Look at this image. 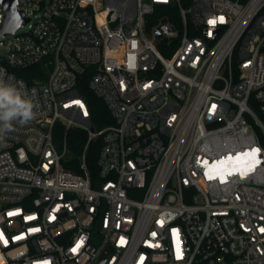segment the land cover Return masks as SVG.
I'll return each mask as SVG.
<instances>
[{
    "label": "built area",
    "instance_id": "1",
    "mask_svg": "<svg viewBox=\"0 0 264 264\" xmlns=\"http://www.w3.org/2000/svg\"><path fill=\"white\" fill-rule=\"evenodd\" d=\"M15 8L0 77L38 107L0 140V264H264V0Z\"/></svg>",
    "mask_w": 264,
    "mask_h": 264
},
{
    "label": "clouds",
    "instance_id": "2",
    "mask_svg": "<svg viewBox=\"0 0 264 264\" xmlns=\"http://www.w3.org/2000/svg\"><path fill=\"white\" fill-rule=\"evenodd\" d=\"M23 89L22 83L17 88L0 77V140L14 130L15 122L24 125L37 116L35 109L38 105ZM32 96H35V89Z\"/></svg>",
    "mask_w": 264,
    "mask_h": 264
},
{
    "label": "trees",
    "instance_id": "3",
    "mask_svg": "<svg viewBox=\"0 0 264 264\" xmlns=\"http://www.w3.org/2000/svg\"><path fill=\"white\" fill-rule=\"evenodd\" d=\"M79 92L84 96L89 105V110L91 114V121L95 129H100L106 124L111 123V117L104 105V103L96 97L86 86L85 82L81 83L78 87ZM63 133V130L60 133ZM67 141L69 147V155H77L80 153L82 146L86 139V133L79 128H70L67 130ZM101 145V140L99 138H95L92 140L87 148L86 152V162L90 168L91 174H95L96 171V157L99 147ZM64 165L70 167L68 163L65 161ZM72 169V167H71Z\"/></svg>",
    "mask_w": 264,
    "mask_h": 264
},
{
    "label": "water",
    "instance_id": "4",
    "mask_svg": "<svg viewBox=\"0 0 264 264\" xmlns=\"http://www.w3.org/2000/svg\"><path fill=\"white\" fill-rule=\"evenodd\" d=\"M0 3L3 5L5 16L3 20V24L0 28V35L3 33H11L17 27L21 26L25 20L20 18L15 5L16 0H0ZM108 252V248H105L100 256L99 262L102 264L105 260L106 254Z\"/></svg>",
    "mask_w": 264,
    "mask_h": 264
},
{
    "label": "snow or ice",
    "instance_id": "5",
    "mask_svg": "<svg viewBox=\"0 0 264 264\" xmlns=\"http://www.w3.org/2000/svg\"><path fill=\"white\" fill-rule=\"evenodd\" d=\"M221 19H222V18H221ZM255 151H256V150H253V153H251V155L254 156V155H255ZM246 155H248V154H246Z\"/></svg>",
    "mask_w": 264,
    "mask_h": 264
}]
</instances>
